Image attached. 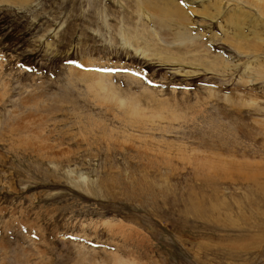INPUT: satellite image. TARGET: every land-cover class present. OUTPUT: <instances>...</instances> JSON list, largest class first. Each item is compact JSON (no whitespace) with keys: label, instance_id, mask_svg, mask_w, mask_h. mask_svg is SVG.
<instances>
[{"label":"rangeland","instance_id":"obj_1","mask_svg":"<svg viewBox=\"0 0 264 264\" xmlns=\"http://www.w3.org/2000/svg\"><path fill=\"white\" fill-rule=\"evenodd\" d=\"M0 264H264V0H0Z\"/></svg>","mask_w":264,"mask_h":264}]
</instances>
